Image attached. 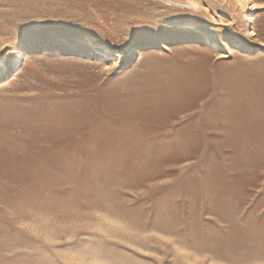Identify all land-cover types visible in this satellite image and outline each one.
I'll return each instance as SVG.
<instances>
[{
	"label": "rangeland",
	"instance_id": "obj_1",
	"mask_svg": "<svg viewBox=\"0 0 264 264\" xmlns=\"http://www.w3.org/2000/svg\"><path fill=\"white\" fill-rule=\"evenodd\" d=\"M253 1L0 0V264H264Z\"/></svg>",
	"mask_w": 264,
	"mask_h": 264
},
{
	"label": "bare ground",
	"instance_id": "obj_2",
	"mask_svg": "<svg viewBox=\"0 0 264 264\" xmlns=\"http://www.w3.org/2000/svg\"><path fill=\"white\" fill-rule=\"evenodd\" d=\"M240 5H242L244 8L248 10H253L254 9V1L253 0H240ZM253 22V17L251 15L247 16V23L250 24ZM251 34H254V32H251ZM23 55L18 57L17 63L15 64V69H18V66L23 59Z\"/></svg>",
	"mask_w": 264,
	"mask_h": 264
}]
</instances>
